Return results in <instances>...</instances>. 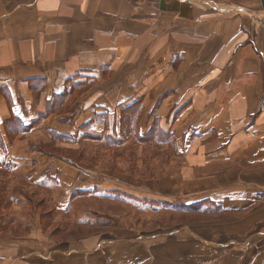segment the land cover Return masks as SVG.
Returning <instances> with one entry per match:
<instances>
[{"label": "crops", "instance_id": "obj_1", "mask_svg": "<svg viewBox=\"0 0 264 264\" xmlns=\"http://www.w3.org/2000/svg\"><path fill=\"white\" fill-rule=\"evenodd\" d=\"M255 1L0 0V264H264Z\"/></svg>", "mask_w": 264, "mask_h": 264}, {"label": "rangeland", "instance_id": "obj_2", "mask_svg": "<svg viewBox=\"0 0 264 264\" xmlns=\"http://www.w3.org/2000/svg\"><path fill=\"white\" fill-rule=\"evenodd\" d=\"M248 10H250L251 12H253V13H251V15H252L251 17L252 18L259 19V20L261 19L262 21H264V13H263V11L261 9V4H260V1L259 0H256L255 1L254 6L253 5H250V9H248ZM76 88H77V85H75V84L74 85H71L70 92H73V91H76V93L77 92H80V91L76 90ZM61 101H59V100L55 101L54 108H60V106H62V104H63L62 103L63 101L62 102ZM69 105L70 106H68V103H67L65 105V108L66 109H69L71 107L72 103L69 102ZM139 109H140L139 108V105H136V106H134L130 110V112L131 113H133V112L136 113V112L139 111ZM138 121L139 120L137 118H135V117H132V118L127 119L128 124L131 125L134 128H135V125L138 123ZM128 136H130L129 138H132L133 137L136 140V142L143 143V142H145L147 140V137L146 136H144L141 139L140 138H137V134H135V130H134V133H133L132 137H131V135H128ZM158 136H159V138H161L160 135H158ZM133 138H132V140H134ZM135 148H136L135 146L128 145L127 148H125V149L122 150V152L120 154L122 155V158H123L124 162H121V164H122L121 166L117 165V163H114L111 160L112 157L119 156L120 155L119 153L116 154V155H113V153L111 151L110 152H106L104 154H102L100 152L99 153H96V151L93 150L92 147L89 148L88 153L90 155L89 157H91V160H93L95 158H98L97 157L98 154L100 156H102V158H104L102 160L101 164L100 165H97V169H100L101 168V170H105V171L106 170H110V172H112L114 170L117 171V170H119L121 168L125 172H130V167L131 166L133 167V164L139 163L138 172L139 173H144L145 172V168H146V163H145L146 151H145L144 147H143V150L142 151L139 150V149L137 150V148L136 149Z\"/></svg>", "mask_w": 264, "mask_h": 264}, {"label": "water", "instance_id": "obj_3", "mask_svg": "<svg viewBox=\"0 0 264 264\" xmlns=\"http://www.w3.org/2000/svg\"><path fill=\"white\" fill-rule=\"evenodd\" d=\"M260 4H261V9H262V11L264 13V0H260Z\"/></svg>", "mask_w": 264, "mask_h": 264}]
</instances>
